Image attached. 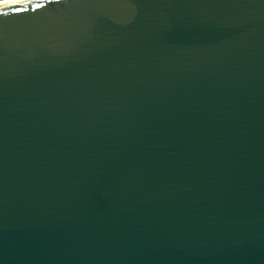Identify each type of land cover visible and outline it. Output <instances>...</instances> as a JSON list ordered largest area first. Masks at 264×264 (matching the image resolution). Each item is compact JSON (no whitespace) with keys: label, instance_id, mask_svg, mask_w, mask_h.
I'll list each match as a JSON object with an SVG mask.
<instances>
[{"label":"water","instance_id":"95a60500","mask_svg":"<svg viewBox=\"0 0 264 264\" xmlns=\"http://www.w3.org/2000/svg\"><path fill=\"white\" fill-rule=\"evenodd\" d=\"M0 264H264V0L0 7Z\"/></svg>","mask_w":264,"mask_h":264},{"label":"bare ground","instance_id":"6f19581e","mask_svg":"<svg viewBox=\"0 0 264 264\" xmlns=\"http://www.w3.org/2000/svg\"><path fill=\"white\" fill-rule=\"evenodd\" d=\"M21 1H25V0H0V7L13 4V3H17V2H21Z\"/></svg>","mask_w":264,"mask_h":264}]
</instances>
